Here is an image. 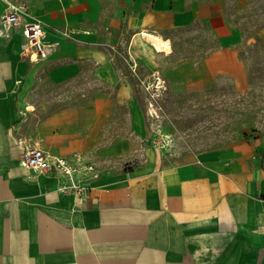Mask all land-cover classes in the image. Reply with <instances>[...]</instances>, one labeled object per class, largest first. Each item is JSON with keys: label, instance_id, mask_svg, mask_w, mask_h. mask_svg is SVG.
Segmentation results:
<instances>
[{"label": "crops", "instance_id": "1", "mask_svg": "<svg viewBox=\"0 0 264 264\" xmlns=\"http://www.w3.org/2000/svg\"><path fill=\"white\" fill-rule=\"evenodd\" d=\"M9 3L27 7L26 21L40 19L55 49L31 63L20 32L0 40V264H264V129L164 166L146 146L141 108L126 93L130 131L118 136L104 92L83 90L82 103L75 89L31 122L24 119L31 105L17 97L21 80H29L25 66L36 64L54 84L88 73L114 87L120 48L127 63L146 60L152 46L144 32L168 42L164 49L180 31L213 39L216 47L195 58L180 59L172 47L158 51L171 77L184 73L188 86L239 77L237 35L221 0H0V16ZM30 145L62 157L81 153L98 167L94 189L62 194L60 176L24 168Z\"/></svg>", "mask_w": 264, "mask_h": 264}, {"label": "rangeland", "instance_id": "2", "mask_svg": "<svg viewBox=\"0 0 264 264\" xmlns=\"http://www.w3.org/2000/svg\"><path fill=\"white\" fill-rule=\"evenodd\" d=\"M221 2L225 17L237 35L235 50L242 63L239 77L220 75L209 85L202 86L192 80L190 84H193L188 86L184 73L171 77L166 69L170 62L160 58L161 54L152 48L144 54L146 60L138 65L127 63L128 55L123 48L116 52L115 67L120 80L114 87L88 73L64 84H54L48 79L45 66L28 65L23 78L29 80H21L17 94L31 105L28 108L31 115L24 119L41 120L46 115L43 106L47 105L48 112H53L62 105L59 100L66 96L80 98L83 103L86 100L81 96L83 90L99 91L107 94L113 103L112 134L126 135L130 131L129 109L124 104V101L128 103L126 93L141 108L148 137L146 146L161 155L164 166L190 163L203 152L252 139L264 129V0ZM174 35V46L171 43L160 53H169L172 47L180 59L195 58L216 47L213 39L209 40L203 33L185 30ZM157 74L162 81L160 89L152 87ZM75 89L77 92L72 96ZM91 97L87 95L88 99Z\"/></svg>", "mask_w": 264, "mask_h": 264}, {"label": "built area", "instance_id": "3", "mask_svg": "<svg viewBox=\"0 0 264 264\" xmlns=\"http://www.w3.org/2000/svg\"><path fill=\"white\" fill-rule=\"evenodd\" d=\"M26 16L27 7L24 4L9 3L8 9L0 16V40L10 41L20 32L23 41L22 54L29 62L37 63L51 55L55 46L47 40L44 23L37 18L26 21ZM161 83L157 74L153 78L152 87L160 89ZM21 165L35 173L60 176L58 191L76 197H83L91 192L100 176L98 167L86 160L81 153L62 157L48 153L37 145L24 148Z\"/></svg>", "mask_w": 264, "mask_h": 264}, {"label": "bare ground", "instance_id": "4", "mask_svg": "<svg viewBox=\"0 0 264 264\" xmlns=\"http://www.w3.org/2000/svg\"><path fill=\"white\" fill-rule=\"evenodd\" d=\"M143 38L154 48L156 51H161L164 49L166 42L156 34L144 32ZM160 83V82H159Z\"/></svg>", "mask_w": 264, "mask_h": 264}]
</instances>
